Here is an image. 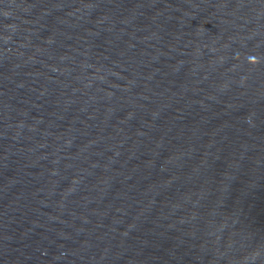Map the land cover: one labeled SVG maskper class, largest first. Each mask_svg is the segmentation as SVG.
Wrapping results in <instances>:
<instances>
[{"label": "water", "instance_id": "95a60500", "mask_svg": "<svg viewBox=\"0 0 264 264\" xmlns=\"http://www.w3.org/2000/svg\"><path fill=\"white\" fill-rule=\"evenodd\" d=\"M0 264H264V0H0Z\"/></svg>", "mask_w": 264, "mask_h": 264}, {"label": "clouds", "instance_id": "9594fccd", "mask_svg": "<svg viewBox=\"0 0 264 264\" xmlns=\"http://www.w3.org/2000/svg\"><path fill=\"white\" fill-rule=\"evenodd\" d=\"M250 63H252V64H256V63H257L256 58H255V57H251V58H250Z\"/></svg>", "mask_w": 264, "mask_h": 264}]
</instances>
